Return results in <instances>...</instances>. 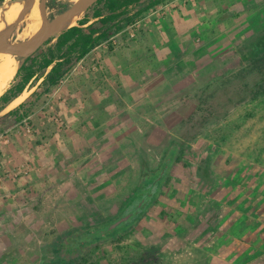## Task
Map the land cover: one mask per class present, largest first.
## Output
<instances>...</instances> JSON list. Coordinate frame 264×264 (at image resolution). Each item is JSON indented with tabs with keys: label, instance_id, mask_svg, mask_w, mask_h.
Masks as SVG:
<instances>
[{
	"label": "rangeland",
	"instance_id": "374dc122",
	"mask_svg": "<svg viewBox=\"0 0 264 264\" xmlns=\"http://www.w3.org/2000/svg\"><path fill=\"white\" fill-rule=\"evenodd\" d=\"M57 1L71 0H46L49 18ZM95 2L69 26L92 21ZM133 10L70 57L49 93L38 78L0 109L27 100L26 116L0 119V264H45L54 241L110 219L138 186L141 163L155 170L173 144L177 159L148 208L76 264H264V49L243 58L264 34V0ZM25 24L9 36L27 40L17 39ZM20 57L0 72L3 91Z\"/></svg>",
	"mask_w": 264,
	"mask_h": 264
},
{
	"label": "trees",
	"instance_id": "16d2710c",
	"mask_svg": "<svg viewBox=\"0 0 264 264\" xmlns=\"http://www.w3.org/2000/svg\"><path fill=\"white\" fill-rule=\"evenodd\" d=\"M3 1L4 0H0V6ZM21 2H23V0L17 3L15 2L13 5L17 7L18 3L20 4ZM156 2L157 0H147L146 2L142 0H96L95 4L99 3L100 7H95L92 10V21L87 23L89 19L87 16H83L77 20L78 25H71L58 33L52 45L49 46L45 52L41 53L40 56H26L23 58L12 77V82L0 94V109L5 105H9L17 98L22 93L21 91L25 85L32 84V82L38 78H41V85H37V87H39L38 89H40L41 92L49 93L57 86L59 80L65 74L70 57L75 59L83 57L99 40L107 39L114 30L119 28L120 25L116 20L119 16L126 14L128 5H133L134 15H139L142 11ZM54 4L61 6L63 2L57 1L54 2ZM83 24H85L83 27L86 32H83L80 27V25ZM262 49H264V34L254 41L251 48L243 54V58L245 59L257 54L259 51H262ZM261 55L263 60L258 62L256 69L259 79L261 82H264V53ZM32 94L37 95L38 93L34 91ZM26 102L27 100L18 103L12 109L0 115V119L8 115H12L15 120L26 116V109H24ZM19 110L23 111L19 112ZM171 148L175 149V155L172 161V163H174L177 159L180 146L173 144ZM151 171L152 170L147 168L144 163H141L139 178L149 177ZM166 179L167 176L160 179V185L164 184ZM157 194L158 192L153 197V200ZM152 201L150 203H152ZM150 203L146 208H148ZM55 252H57V249L52 243L49 247V256L45 264H63V261L58 255L55 257Z\"/></svg>",
	"mask_w": 264,
	"mask_h": 264
},
{
	"label": "water",
	"instance_id": "95a60500",
	"mask_svg": "<svg viewBox=\"0 0 264 264\" xmlns=\"http://www.w3.org/2000/svg\"><path fill=\"white\" fill-rule=\"evenodd\" d=\"M45 1L46 0H38L34 8L29 9L15 17L9 24L0 27V45L14 47L16 53L21 56L20 63L27 55L35 52L48 38L68 28V26L62 25V21L65 18H71L73 20L76 19L79 14H81L96 0H73L70 1V4L66 8L55 13L51 18L47 16V26L43 33L35 41H17L14 37H10L9 34H11L15 28L28 18L36 9H38L41 5H45ZM174 155V153L167 152L163 156L157 169L155 180L158 178H164L167 175ZM157 190L158 188L154 187L153 184L142 187L137 191V195L132 197L123 205L122 210L116 216L104 223L96 225L83 238L87 239L90 237L105 236L113 230L122 227L131 221L132 215H136L138 212H143L145 210L151 200L152 193Z\"/></svg>",
	"mask_w": 264,
	"mask_h": 264
},
{
	"label": "flooded vegetation",
	"instance_id": "af4514ba",
	"mask_svg": "<svg viewBox=\"0 0 264 264\" xmlns=\"http://www.w3.org/2000/svg\"><path fill=\"white\" fill-rule=\"evenodd\" d=\"M69 4H70V2L68 3V1L63 2V5L58 6V8H56L57 12L63 10ZM167 152L175 154V149L168 148L166 150L165 154ZM158 167L155 170H152L150 172L149 177L142 178L139 180V183H138V186L136 187V189L134 191L129 192L127 198L124 200L122 205L118 208V210L115 212V214L110 219H112L114 216H116L122 210L123 205L127 201H129L132 197L137 195V191L139 189H141L142 187L149 185V184H153V186L157 187L158 190L160 189V186H161L160 185V179H162V178H158L155 180ZM158 190L156 192L152 193L150 202L153 200V197L158 192ZM141 212L142 211L138 212L136 215H132L131 221H129L128 223H126L122 227L112 231L111 233L106 234L105 236L90 237L87 239L83 238L86 234L89 233V231L91 229H93L96 225H99L101 223L87 224V225H84L81 228H78L76 230H71L67 234L63 235L60 239L53 242L54 247L57 249V252H55L56 253L55 257H57V255H58V257L63 261V264H76L78 259H80V256L89 247L96 245L97 243L101 242L102 240H104L106 238H109V237H112V236L118 234V232H120L121 230H123V229L127 228L128 226H130L131 224H133V222L136 221L140 217V214H142ZM110 219H108V220H110ZM108 220H106V221H108ZM106 221H104V222H106ZM104 222H102V223H104Z\"/></svg>",
	"mask_w": 264,
	"mask_h": 264
},
{
	"label": "bare ground",
	"instance_id": "6f19581e",
	"mask_svg": "<svg viewBox=\"0 0 264 264\" xmlns=\"http://www.w3.org/2000/svg\"><path fill=\"white\" fill-rule=\"evenodd\" d=\"M20 1L22 0H11L10 3L6 2L0 7V27L3 25L9 24L15 17L19 16L20 14L26 12L29 9L34 8L38 2V0H23V2L21 3L19 7L17 8L13 7L14 6L13 4H15V2H20ZM23 22L26 24L24 25L22 29L23 31L21 32V34L19 35L17 39L20 40L26 37L28 39L23 40L26 42H32V41L37 40L47 26V11H46L45 5H41L38 8V15H37V9H36ZM72 22H73V19L65 18L62 21V25L69 26L70 24H72ZM7 56L13 57V59L11 58L12 60L8 59L5 62H0V72H3V73L7 72L9 74L11 71L14 70L13 64L17 57V53L15 51V48L12 46L0 45V58L7 57ZM5 85H6V81L0 78V94L3 92ZM22 96L23 94H20L19 97H17L11 104L19 101V99Z\"/></svg>",
	"mask_w": 264,
	"mask_h": 264
},
{
	"label": "crops",
	"instance_id": "0c3cea01",
	"mask_svg": "<svg viewBox=\"0 0 264 264\" xmlns=\"http://www.w3.org/2000/svg\"><path fill=\"white\" fill-rule=\"evenodd\" d=\"M18 97H19V96H18ZM15 99H16V98H15ZM15 99H14V100H15ZM14 100H13V101H14ZM13 101H12V102H13ZM12 102H11V103H12ZM11 103H10V104H11ZM10 104H9V105H10Z\"/></svg>",
	"mask_w": 264,
	"mask_h": 264
}]
</instances>
